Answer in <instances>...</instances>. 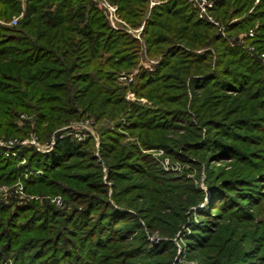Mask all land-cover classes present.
I'll list each match as a JSON object with an SVG mask.
<instances>
[{"label":"trees","instance_id":"16d2710c","mask_svg":"<svg viewBox=\"0 0 264 264\" xmlns=\"http://www.w3.org/2000/svg\"><path fill=\"white\" fill-rule=\"evenodd\" d=\"M109 1L118 5L120 15L134 28L147 17L143 32L146 52L159 60L153 72L141 69L132 86L151 104L129 103L125 99L126 87L117 82L121 71L138 65L143 55L142 43L126 32L113 29L92 0H29L16 25H0V137L27 135L34 129L46 139L52 129L67 123L73 116L83 118L89 113L99 122L97 130L102 147H106L110 155H106L105 163L116 183L114 205L104 199L107 186L99 167L81 175L75 173L76 177L68 173L73 169L71 160L94 158L91 137L77 141L65 136L49 153L24 149L22 154L27 158L28 168L42 170L41 175L26 180L27 188L63 187L62 191L69 193V198L84 199L80 203L83 207L66 211L59 223L57 218L61 213L49 202L42 208L17 206L13 214L8 206L0 204L3 217L0 220V263L9 256L14 264L162 263L161 260H132L146 254V249L138 246L144 244L146 234L139 215L126 209L134 207L136 213L147 220L146 227L151 232L164 222L170 229H165L162 235L172 237L184 221L186 209L199 201L190 199L189 195V199L179 202L177 219L166 211L149 217L144 211L147 206L137 208L123 203L125 197L135 200L134 188H141V182L135 183V172L146 173L154 166L136 144L121 145L116 132L120 112L131 121L129 127L145 134L142 141L147 138L146 146L154 143L155 134L175 129L184 119L190 124L186 140L202 139L198 124L210 128L204 141L193 147H210L218 156L230 155L245 161L249 157L235 141H253L252 135L240 133L234 126L261 131L257 142H264L263 64L252 52L231 46L228 40L229 36L259 20L260 35L248 42L264 50V0L256 7L254 0H215L211 12L226 25L228 37L218 32L213 23L201 19L198 8L187 0H169L153 7L149 15L150 0ZM251 9L253 11L249 12ZM21 11V0H0V19L11 20ZM212 90L239 95L229 97ZM188 91H191V99ZM215 94L220 95L215 97ZM22 112L28 113L31 119L20 127L16 120ZM193 113L196 122L192 120ZM233 114L238 115L232 119ZM178 137L176 142L182 145L183 135ZM112 154H115L113 161ZM21 172L18 160L0 154V183L15 182ZM248 174L240 177L241 182L254 186L255 181ZM151 176L156 177L153 173ZM260 176L264 178V173ZM157 178L152 182L160 185L169 182L162 186L168 194L175 188L187 191L190 187L184 178ZM59 181L63 183L54 184ZM223 182L224 185L210 184L214 194L210 205L216 204L222 209L231 207L232 215L237 218L234 219L242 223L252 220L254 214L247 210L250 206L240 200L243 196L245 200H254L256 195H250V191L230 195L225 184L235 183ZM72 186L79 189L66 190ZM196 196L202 200L200 195ZM151 199L149 204L154 205L155 197ZM255 200L257 204L259 198ZM55 224L58 229L53 228ZM170 244L163 240L150 250L167 252ZM227 264H243V259L234 256Z\"/></svg>","mask_w":264,"mask_h":264},{"label":"rangeland","instance_id":"374dc122","mask_svg":"<svg viewBox=\"0 0 264 264\" xmlns=\"http://www.w3.org/2000/svg\"><path fill=\"white\" fill-rule=\"evenodd\" d=\"M21 1L22 11L20 15L13 17L11 20L0 19V25L9 26L18 23V20L24 15L26 4L29 0ZM92 1L103 12L109 25L113 29L126 32L142 43L143 55L138 62V65L133 69L121 71L117 76V82L119 85L126 87L125 99L129 103H138L141 105L151 104L146 97H140L132 86L135 78L141 72V69L153 72L155 65L159 60L157 57L154 58L149 56L146 52L143 32L147 17L139 27L134 28L120 15L117 4L107 0L114 8V10L109 11V8L100 5L98 0ZM152 1L155 2V4H152ZM167 1L169 0H150L148 15L153 7L166 3ZM187 1L191 2L196 8H198V14L201 19L213 23L217 27L218 32L228 37L226 33V25L216 19L211 12L215 7V0H213V6L210 7L207 12L202 13L203 16H201L200 13L201 8L195 3V1ZM259 3L260 0H254V7ZM250 11H253V9L249 10V12ZM15 18H17V22L13 21ZM235 20H237V18ZM259 27L260 21L258 20L250 25L248 29L240 30L237 34H231L232 37L229 36L228 40L231 46L242 47L250 53L252 52L264 67V50L260 51L257 45L248 42L251 38L254 39L258 34L260 35ZM262 74L264 75V71H262ZM186 84L189 85L190 82L187 80ZM214 93H220L221 95L228 94V96L232 95L234 97L239 95L236 93L222 94L217 91H214ZM220 94H215V97ZM191 97V91H188V98L191 99ZM222 108L224 107L222 106ZM122 113L123 112H120V114ZM120 114L119 116L121 117L117 120L118 126L116 132L119 134L118 139L120 140L121 145L126 147L131 144H136L140 148L141 153L148 155L151 158L149 161H153L152 166H154L149 170L150 172L148 169L145 171L146 173L135 172V175H137L135 183L141 182L139 183L141 188L139 187L137 190L134 188L133 193L135 200H133L131 196L128 198L125 197V202L123 203L127 206H137V208L138 206H147V209L144 211H147L145 215L149 217L158 214L157 212L166 211L167 214L171 215V218L177 219L180 210L178 207L179 202H184L186 199H189V195L190 199H198L196 201H199L196 205H192L186 209L184 221L172 237L162 235L165 229H170L167 228L168 226H166L164 222L157 224L155 231L151 232L148 227H146L147 220H145L141 214L136 213L137 211L134 207L127 208L126 211L131 214L139 215L140 223L146 234L144 244L138 245L140 249H146V254L139 255L132 260L137 262L161 260L162 263L159 264H227L234 256H239L243 259V264H264V178L261 179L260 176L261 173H264V142H257V139L258 137H261L262 132L259 130H246L245 128L243 129L234 126V129L238 132L250 134L253 138V141L250 142H242L240 140L237 142L235 141V145L241 147L244 153L249 156L245 161V159L241 158H232L230 155L225 157L222 155L218 156L210 147L194 148L193 146L196 143H202V141H204L207 137V130H210V128L205 127L203 124H198L197 126L199 131H201L202 139L198 141H191V139L186 140L188 137L186 132L187 127H190L187 119L178 122L175 129L162 133L160 132L161 134L158 132V134H152L154 135V138H152L154 143L150 146H146L145 143L148 141L147 138L142 141V137L144 138L145 134L143 136L142 134H139V132H135V130L129 127L131 121L128 122V119L123 117V114V116ZM191 115L193 117V122H196L194 113ZM237 115L238 114H233V116H231L232 119ZM27 119L30 120L31 116L26 112H22L16 121L21 127L25 124ZM98 125L99 122L87 113L83 118L73 116L67 121V123L55 127L50 131V135L45 137L46 139H42L34 129H32L27 135L17 134L9 137H0V154L18 160V166L22 171L15 182L0 183V204L8 206L9 211L13 214L16 211L17 206L42 208L49 202L51 207L61 213V216L57 218L59 223L63 220L62 214L66 211L71 212L73 208L81 209L83 206L80 203H82L84 199L69 198V193L62 191V186V188H54L55 185H53L52 187L50 186L51 188L49 189L38 190L33 187L27 188L26 185V180L41 175L42 170H31L28 168L27 158L22 154V151L24 149H35L41 153H49L54 149V146L59 139L69 135L77 141H84L91 137L93 139L92 153L94 158L87 157L82 161L81 159L71 160L70 163H72L71 165H73V169L68 173L74 176L75 173H80L81 175L88 171H95V168L99 167L102 181L104 185L107 186V197L104 196V199L106 198L111 204L116 205L113 200L116 183L111 179L105 163V157L109 154H107L106 147H102L101 135L97 130L99 129ZM31 127H34L33 123L31 124ZM213 131L215 130H212V132ZM179 135H183L182 145H179L176 142L179 140ZM165 145H168V147ZM114 155L115 154H112L111 161L115 160L113 159ZM143 165L147 164L144 163ZM152 173L156 175V177H150V174ZM247 173H249V176L253 177L252 179L255 181L253 184L254 186H246L244 182H241L240 177L247 175ZM163 175L184 178V181H188L187 183L188 185L190 184V187L186 188L187 191H185V189L180 188L181 190H179L175 188L172 194H168L167 190L162 188V186H165L169 182H166L164 185L152 182L156 180L154 178L164 177ZM256 176H258L257 178H260V180L255 178ZM227 180H229L230 183H235V185L225 184L226 191L230 195H244L251 192L250 195H256L255 199L259 198L257 204L260 203V206L256 204L255 199L245 200V196H243V199L240 200L242 203L246 204L245 206H250L247 210H250V213L254 214V217L250 216L253 218L252 220L242 223V220L237 221V218L232 215L233 212L230 210L231 207L222 209L216 204L210 205L211 197L214 196L210 184L216 183L219 185L222 183L224 185L223 181ZM147 182L149 186H146ZM60 183L62 184L63 181L54 184L60 185ZM142 183H145V185L142 186ZM71 184H73V182H71ZM71 188L73 190L74 188L79 189L77 186H72L66 190H71ZM194 189L198 192L193 191ZM197 194L202 197V200H199V197L197 198ZM181 196L183 200H180ZM151 197L153 199L155 197L156 203L154 205L149 204V202L152 201ZM160 216L162 217V215ZM1 218L3 219L2 213L0 212V220H2ZM53 228L58 229L57 224L53 225ZM172 230L173 229H171V231ZM54 232L55 230L53 233ZM136 236H139V234ZM200 238H202V240L198 241ZM135 239L136 238L133 240ZM163 240H168L172 243L169 245L170 250L160 253H158L159 250H150ZM167 248L168 245L166 249ZM150 254L152 256H150ZM12 259V256L6 257V259L0 264H14Z\"/></svg>","mask_w":264,"mask_h":264},{"label":"built area","instance_id":"2783aa9c","mask_svg":"<svg viewBox=\"0 0 264 264\" xmlns=\"http://www.w3.org/2000/svg\"><path fill=\"white\" fill-rule=\"evenodd\" d=\"M195 1V3L197 5H199V7L201 8V16H203L202 13L207 12V10L213 6L214 1L213 0H192ZM98 2L100 3V5H103L107 8H109V11L114 10V8L111 6V4L107 1V0H98ZM152 4H155V2L152 1ZM14 22H17V18H15L13 20Z\"/></svg>","mask_w":264,"mask_h":264}]
</instances>
